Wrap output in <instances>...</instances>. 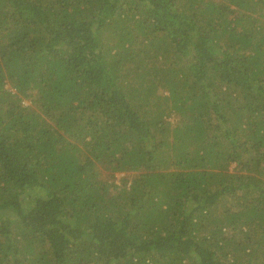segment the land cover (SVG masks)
Masks as SVG:
<instances>
[{"label":"trees","instance_id":"16d2710c","mask_svg":"<svg viewBox=\"0 0 264 264\" xmlns=\"http://www.w3.org/2000/svg\"><path fill=\"white\" fill-rule=\"evenodd\" d=\"M0 264H264V0H0Z\"/></svg>","mask_w":264,"mask_h":264},{"label":"rangeland","instance_id":"374dc122","mask_svg":"<svg viewBox=\"0 0 264 264\" xmlns=\"http://www.w3.org/2000/svg\"><path fill=\"white\" fill-rule=\"evenodd\" d=\"M117 176H121V175H117Z\"/></svg>","mask_w":264,"mask_h":264}]
</instances>
